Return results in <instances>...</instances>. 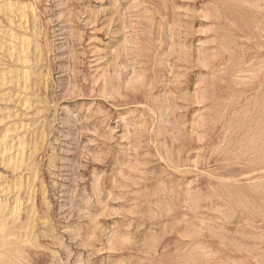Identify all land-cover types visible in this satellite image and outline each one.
Segmentation results:
<instances>
[{"label": "rangeland", "instance_id": "rangeland-1", "mask_svg": "<svg viewBox=\"0 0 264 264\" xmlns=\"http://www.w3.org/2000/svg\"><path fill=\"white\" fill-rule=\"evenodd\" d=\"M0 264H264V0H0Z\"/></svg>", "mask_w": 264, "mask_h": 264}]
</instances>
